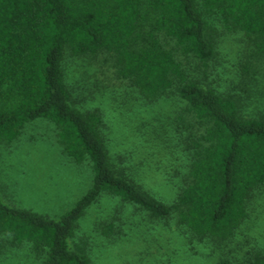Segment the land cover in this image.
<instances>
[{"label":"trees","instance_id":"1","mask_svg":"<svg viewBox=\"0 0 264 264\" xmlns=\"http://www.w3.org/2000/svg\"><path fill=\"white\" fill-rule=\"evenodd\" d=\"M224 33L242 34L251 57L264 59V0H0V145L44 120L64 154L93 172L90 189L58 220L0 198V246L5 238L28 244L41 264H92L75 228L102 196L175 225L189 245L232 243L252 195L264 188V89L247 65L237 84L218 85ZM86 56H103L147 104H174L190 118V128L182 116L181 130L174 126L188 181L172 204L146 191L123 158H112L99 110L79 107L65 63ZM115 229L98 231L110 237ZM216 264H264V252H245L243 260L224 254Z\"/></svg>","mask_w":264,"mask_h":264},{"label":"rangeland","instance_id":"2","mask_svg":"<svg viewBox=\"0 0 264 264\" xmlns=\"http://www.w3.org/2000/svg\"><path fill=\"white\" fill-rule=\"evenodd\" d=\"M217 48L218 85L237 84L241 67L247 65L259 89H264V59L251 57V45L242 34L224 33ZM65 80L81 109L101 113L112 158H123L146 191L172 204L188 181L174 126L181 130L178 117L182 116L190 128V118L174 104L142 101L127 81L116 77L103 56L67 58ZM183 132L188 135L187 129ZM92 179L90 164L72 162L56 129L44 120L28 124L16 141L0 145V198L7 205L58 220L90 189ZM248 209L234 241L214 248L189 245L175 225L155 224L132 206L102 196L77 221L74 241L87 246L92 264H216L224 254L243 260L245 252H264V188L252 195ZM108 224L116 226L115 233L104 237L98 228ZM41 260L28 244L2 241L0 264H41Z\"/></svg>","mask_w":264,"mask_h":264}]
</instances>
